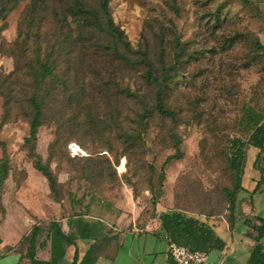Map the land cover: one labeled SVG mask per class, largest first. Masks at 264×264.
<instances>
[{
  "label": "rangeland",
  "instance_id": "374dc122",
  "mask_svg": "<svg viewBox=\"0 0 264 264\" xmlns=\"http://www.w3.org/2000/svg\"><path fill=\"white\" fill-rule=\"evenodd\" d=\"M51 2L60 13L55 22L51 11L34 14L32 0L20 1L0 19V80L4 91L20 90L15 96L0 97V159L6 155L10 169L0 219L8 210L12 216H34V224H41L42 240L55 219L85 213L106 217L112 223L103 222L100 235L117 238L118 244L107 246L114 255L105 263L169 264L164 236L126 233L120 240L121 232L114 226L123 232L135 226L156 228L161 213L180 209L218 227V234L229 242V252L221 256L219 250L211 251L207 264H247L258 235V217H264V150H247L231 224L226 189L234 190L237 179L228 168L229 141L247 137L238 125L245 104L264 107V0H112L114 20L134 48L143 43L163 50L167 64H176L178 71L166 93L178 120L156 117L145 143H123L120 136L123 128L131 132L138 128L136 113L141 106L136 93L151 103L155 87L143 80L140 69L121 60L104 38L101 51L93 47L90 33L79 43L66 41L59 24L65 21L64 4ZM244 31L259 37L262 46L248 44ZM181 47L185 50L177 61ZM41 49H54L59 74L72 66L68 92L53 94L44 107L36 145L58 178V195L36 169L25 143L33 116L28 93L21 91L28 86V75L23 70L22 77L6 78L18 62L36 64ZM12 96L9 105L14 110L8 113L6 102ZM64 97L84 105L80 117H71V108L59 100ZM172 133L181 140V158L167 164L162 174L166 159L177 152ZM112 217L123 220L118 225ZM25 222L19 233L8 231L16 252L25 253L29 246L24 237L33 226ZM78 240L80 245L86 241Z\"/></svg>",
  "mask_w": 264,
  "mask_h": 264
},
{
  "label": "trees",
  "instance_id": "16d2710c",
  "mask_svg": "<svg viewBox=\"0 0 264 264\" xmlns=\"http://www.w3.org/2000/svg\"><path fill=\"white\" fill-rule=\"evenodd\" d=\"M22 0H0V19H5L12 12V10ZM52 0H32L31 8L34 14L40 12H50L51 20L57 21L60 13L56 10L51 2ZM64 6L62 7L65 21L59 23L61 30L65 32L66 41L69 43L83 41L85 33L92 34L91 43L96 50L101 51L103 49L102 40L104 38L109 42L114 51L119 52L120 59L127 65L138 68L142 72V78L145 82L151 83L155 87V93L153 100L148 102L143 96L136 93V99L141 106L137 111V123L138 128L129 131L127 128L122 129L123 143H145L149 137V127L152 120L155 118L165 119L169 118L173 122H176L179 117L178 111L171 109L167 105L166 93L169 88V82L172 78L178 75L176 64H167L166 54L163 50L154 49L147 44L141 43L140 46L135 49L129 40L125 37L124 32L116 24L111 12L112 0H53ZM246 1V0H245ZM242 36V35H241ZM29 39V38H28ZM143 40L147 41L146 36H143ZM244 40L254 46H262L261 40L254 33L250 31H244ZM55 49V46H54ZM54 49H50L49 52L39 51L36 64H30L29 66H23L19 62L16 63L15 71L7 76L22 77L25 75L23 70L28 75V86H25L21 91L26 90L29 96L27 98L28 104L32 108V120L30 136L26 138V146L30 150L32 157L34 158V165L38 171H40L48 180L49 187L52 193L59 194V181L51 166L44 162L43 157L36 151V145L38 140L39 128L42 125L44 116V107L47 105L48 99L55 93L61 92L67 93L70 87V80L72 78V66L60 69L61 73L57 70L53 63ZM63 50V49H62ZM185 50V47H181L176 52L177 61H179L181 53ZM63 52V51H62ZM14 56H17L14 54ZM263 59V57H260ZM173 72V73H172ZM5 86L0 80V97H7V95H16L20 90L16 88H8V91H4ZM129 93L134 94L129 88ZM12 96L10 100L6 102V111L11 113L9 102L13 100ZM63 103H66L71 110L69 111L71 117H80L84 105H80V101L74 102L66 97L60 98ZM5 103V105H6ZM67 110V109H66ZM67 112V111H66ZM70 115V114H69ZM70 119V118H69ZM239 127H244V133L247 134L246 138L236 137L230 139L229 143V159L228 168L232 171L237 179V185L234 190L226 189L228 200L230 202L231 217L230 223L233 224L236 218L237 208V195L242 188L243 176L247 167V150L251 148L264 150V107L260 105L245 104L243 107V115L239 120ZM124 134L127 139H124ZM172 139L177 143V152L170 155L162 168L161 173L164 174L165 167L171 161L181 158V140L175 133L171 135ZM2 143V141H0ZM129 148V147H128ZM133 148V146H130ZM129 148V149H130ZM130 160L128 155H125ZM7 156L4 155L0 159V213L4 211L2 204V193L4 191L5 181L9 178L10 169ZM263 171V170H261ZM263 180H261L255 190L261 187ZM161 220V227L159 234L165 237V239H171L173 242L185 245L192 250L206 251L210 253L213 250L223 251L227 244L226 241L218 234L214 226L208 222L203 221L197 217L188 215L180 209L170 210L163 212L159 215ZM258 220L260 225L256 227L258 235L256 236V243L250 250V256L247 264H264V217L259 216ZM247 222V221H246ZM81 220H78V226L76 233H66L63 227V221L56 220L51 222L49 232L47 235V241L51 243V259L41 260L37 257V239L42 232V227L38 224L33 226L31 234L24 237V241L29 246H26L25 253L20 252L22 263L25 260L29 261V264H61L67 254V248L71 245H76V234H80L81 238H85V234L88 235L92 232L91 229L83 224ZM73 226V225H72ZM2 239L0 238V246ZM12 251L14 247H6L3 251L0 248V257L4 255V251ZM16 250V249H15ZM19 252V251H18ZM79 251L76 252L74 264H78ZM25 264V263H24ZM169 264H175L171 257H169Z\"/></svg>",
  "mask_w": 264,
  "mask_h": 264
},
{
  "label": "crops",
  "instance_id": "0c3cea01",
  "mask_svg": "<svg viewBox=\"0 0 264 264\" xmlns=\"http://www.w3.org/2000/svg\"><path fill=\"white\" fill-rule=\"evenodd\" d=\"M10 210H8L7 216L4 219H0L1 223H0V238L2 239V244L0 246L1 250L3 251L6 247H14L15 242L16 241H10L11 239H13L9 234V230L14 229L15 231H17V233H19L21 224H24L25 220L27 222H30V224L32 226H35L36 224L41 225L39 223H35L34 224V220L35 217H31L29 215H25L24 213H21L22 215H17V216H12L10 214ZM90 215H88L87 213L82 214V215H77V216H73V217H67L64 219H61L63 221V224H65V232L66 233H70L73 230H77L78 226V220H81L83 222V224L87 225L90 229H91V233L88 235V233L85 234V238H83L85 241V243L82 245H80L79 243V238H81L80 234H76V245H71L67 248V254L63 260V262L61 264H74V260L76 257V252L79 251V257H78V264H110V263H105L106 260H108L109 258L113 257L114 255V251L110 250L109 247H107L110 244H113L114 242H116L118 244V240L117 238H113V239H108L107 240V236L102 237L100 234L102 233V228L100 227V225H102L103 222H105V224H108L109 226L111 225V221L108 222L105 217L102 218L100 216H91L90 218L95 219V220H99L98 222H94V221H90L89 220ZM113 223L116 222V224L120 225L123 218H113ZM115 219V220H114ZM56 220H60V219H55L53 221ZM66 222H65V221ZM52 221V222H53ZM32 222V223H31ZM26 223V222H25ZM83 224H82V228H83ZM73 225V226H72ZM99 225V226H98ZM75 226V227H74ZM103 226V225H102ZM106 226V225H104ZM157 227L154 228L151 226H148L147 229H138V226H135L133 228V231H127V232H123L122 229L117 228L114 226V229L116 230H120V240L121 238L125 240L126 238V233H132V234H139L141 235H159V230L161 227V220L160 217L158 219V224L156 225ZM66 227H68V229H66ZM97 228V229H96ZM215 230L218 232V227H214ZM67 230V231H66ZM9 231V232H8ZM49 232V231H48ZM76 232V231H75ZM219 233V232H218ZM119 234V233H118ZM19 237V234H17ZM16 235V237H17ZM48 235V233H47ZM47 235L44 239L40 240L37 239V257L41 260H50L51 259V243L48 242L47 244ZM222 237V236H221ZM225 241H226V248L223 251H220L221 256L227 252H229L227 249L230 247L229 242L227 240V238L222 237ZM79 248V249H78ZM71 251H74V254H70ZM21 253L20 252H16L15 247L14 250L8 252L7 254H4L2 257H0V264H20L22 263V258H21ZM167 255H168V260L170 255L168 254L167 251ZM169 262V261H168Z\"/></svg>",
  "mask_w": 264,
  "mask_h": 264
},
{
  "label": "built area",
  "instance_id": "2783aa9c",
  "mask_svg": "<svg viewBox=\"0 0 264 264\" xmlns=\"http://www.w3.org/2000/svg\"><path fill=\"white\" fill-rule=\"evenodd\" d=\"M170 257L175 264H207L210 253L206 251L192 250L189 247L168 239Z\"/></svg>",
  "mask_w": 264,
  "mask_h": 264
}]
</instances>
